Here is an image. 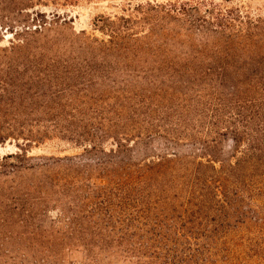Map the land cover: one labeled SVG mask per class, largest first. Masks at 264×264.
Wrapping results in <instances>:
<instances>
[{"label": "trees", "instance_id": "trees-1", "mask_svg": "<svg viewBox=\"0 0 264 264\" xmlns=\"http://www.w3.org/2000/svg\"><path fill=\"white\" fill-rule=\"evenodd\" d=\"M47 2L0 0V264H214L264 202V16L138 4L99 37ZM56 139L83 152L28 156Z\"/></svg>", "mask_w": 264, "mask_h": 264}, {"label": "rangeland", "instance_id": "rangeland-1", "mask_svg": "<svg viewBox=\"0 0 264 264\" xmlns=\"http://www.w3.org/2000/svg\"><path fill=\"white\" fill-rule=\"evenodd\" d=\"M199 0H48L47 5L37 6L36 11L49 16L59 14L71 20L77 32L86 31L88 34L101 37L95 29L94 22L101 16L122 15L126 9L138 4H169L177 2H197ZM225 7L241 8L254 16H264V0H209ZM0 47L11 44L13 35L3 32ZM20 149L12 142L0 144V156L15 153ZM83 152L82 148L72 146L60 140H52L40 146L33 147L28 156H74ZM260 208V218L246 224L234 227L218 240V250L213 256L214 264H264V202L253 204ZM0 250H5L1 248ZM71 264H83V253L74 251L69 255ZM101 264H131L127 260H104Z\"/></svg>", "mask_w": 264, "mask_h": 264}]
</instances>
